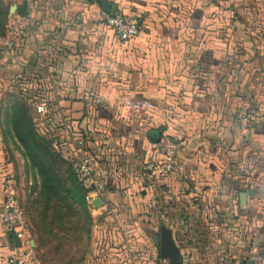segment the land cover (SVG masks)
Returning <instances> with one entry per match:
<instances>
[{
	"label": "crops",
	"instance_id": "obj_1",
	"mask_svg": "<svg viewBox=\"0 0 264 264\" xmlns=\"http://www.w3.org/2000/svg\"><path fill=\"white\" fill-rule=\"evenodd\" d=\"M2 1L8 6L0 35L3 96H11L6 91L12 86L27 88L28 93L37 86L46 88L52 103L44 121L36 113L31 117L36 133L51 139L54 147L69 150L73 163L72 135H83L106 185L102 205L91 207L115 220L106 216L103 224L94 226V249L85 264H168L142 236L155 231L156 223L171 230L182 264L204 263L194 252L202 245L194 242L189 247L185 241L183 246L175 235L193 231V217L204 210L201 202L234 206L237 193L245 195L241 208L255 222L250 251L264 252V69L263 109L239 138L236 114L252 103V80L244 60L235 67L227 62L235 45L233 25L246 21L232 1ZM22 2V17L9 14L11 6ZM102 12L135 16L138 36L119 42L100 21ZM259 51L264 55V45ZM23 92L19 97L26 100ZM30 92L28 97L37 103L45 96L38 94L39 100L35 90ZM5 129L0 128V204L6 195L4 182L11 181L21 195L30 173L14 141L2 137ZM154 132L183 144L173 172L154 189H146L136 182V175L145 160L157 156L156 143L150 141ZM241 168L244 176H236ZM256 168L259 172L253 174ZM157 209L177 214L179 222L151 221L153 216L157 219ZM138 216H144V222ZM128 232H135L134 242ZM227 232L231 245L220 237L215 240L214 264L220 256L226 263L239 261L235 260L241 240L232 229ZM103 248L106 252L100 253ZM11 249L0 224V264Z\"/></svg>",
	"mask_w": 264,
	"mask_h": 264
},
{
	"label": "rangeland",
	"instance_id": "obj_2",
	"mask_svg": "<svg viewBox=\"0 0 264 264\" xmlns=\"http://www.w3.org/2000/svg\"><path fill=\"white\" fill-rule=\"evenodd\" d=\"M221 1H232L229 3L235 4L236 7H238L241 10V13L243 14L244 21L240 23H236L233 25L235 36L233 43L234 48L232 53H230L227 56V62L231 63L232 66H242L243 60L244 63H247L248 66H250L249 75L252 80L251 84V97L249 98V101L252 102L248 108H241L239 109V113L236 114V120H237V126L239 133V138L243 136L242 133L244 131L240 130L239 122L245 118L247 120V125L249 127V124L255 120V116L257 115V112H260L263 109V103L260 99L261 89L263 82L260 75L261 71L264 69V55H261L260 53V47L264 45V0H221ZM246 22V23H245ZM262 65V67H261ZM231 73V71H230ZM0 87V128H4L5 124L8 123L7 120V114L9 112V108L12 106V103H10L11 99L19 100V96L24 94L23 91H25L26 100H23L20 98L18 101L21 104H24L28 107L30 116L32 117L35 114L37 102H34V98L32 96L31 100L28 97V94H31L30 91L35 90L37 95L46 94L45 91L46 88H43L42 86L32 88V90H28L27 88H24V90H19L18 87L10 88L9 91H6L8 94H11V96H3L5 92V88L3 85ZM36 95V97H37ZM38 95V99H41V96ZM43 95V96H44ZM5 97V98H4ZM13 97V98H12ZM46 100H49L47 95H45ZM5 101V102H4ZM37 103V104H35ZM10 106V107H9ZM253 110V112H251ZM8 125V124H7ZM37 131H39V128L35 126ZM3 137V136H2ZM242 138V137H241ZM242 140V139H241ZM51 144V148L53 151L57 152L61 158L69 163L72 167H74V163L72 160V155L69 150L66 148H59L58 145L56 147L53 146V142L51 139H49ZM57 148V149H56ZM58 150V151H57ZM255 161V160H254ZM241 172H237L235 170V175L239 177H243L245 170H240ZM247 172V170H246ZM249 172V171H248ZM254 172H259V168H256ZM257 175V174H256ZM28 176V182L25 187H21L22 194L18 193V195L21 197L22 200V206L23 211L25 212V216L27 218V221L29 223L30 231H31V239L33 241L36 240V236L33 232V220H39V214L41 212V207L39 208L38 204L34 202L33 198L36 195V188H33V176L30 174ZM18 181V180H17ZM17 189H19V185L16 184ZM257 188H259V185H257ZM242 190V188H241ZM162 191H159L158 193L161 194ZM234 201V206L224 205L221 203H212L209 204L208 201L201 202V207L204 209L203 212L197 214V216L193 217V231L188 230L185 232L177 231L175 237L182 242L183 246L185 241L188 243L187 246L190 247L191 245H195L194 242H198L202 246H198V250L194 251L196 254L200 253L202 257L206 260L204 263L201 264H214V255H215V240L219 238L220 242L224 241L227 245L231 243V238L229 237V234H227V229H232L236 240H241L239 244V248H237V256L235 261H239L234 263L230 261V263H226L223 257H219L216 259L215 264H242L243 260L248 259L250 254V240L249 236H252V226L255 224L254 220H251L252 217L248 213H244L245 210L241 208V202L240 195L238 196V193L236 195V199ZM161 202H163L161 200ZM146 208L144 209L148 213L147 205L145 204ZM85 207L87 210V219L86 221L84 219V215L82 212H79V216L75 215V217L71 218V222H74L77 218H82V221L80 220L78 227L79 229L74 230L73 225L70 224L69 227L71 228L69 233L66 234V240L59 244L60 249L57 253L52 254L53 246L56 245L57 241H53L51 243H47L45 246L39 247L37 250H34V255L36 257V260L39 264H85L84 260L87 258L90 254L93 252V243L92 237L96 232L94 231V226L104 223V218L106 217L105 213H103L100 210H95L87 204L85 201ZM91 208L89 210V208ZM208 207H212L213 209H217L214 214L211 213V210L208 212L205 210ZM157 219L156 216H151L152 219H150L153 222L158 223H165L172 220V223L177 224L180 220L179 216L177 214H164L163 209H157ZM242 211V212H241ZM161 212V213H159ZM242 213V214H241ZM146 216V214H144ZM147 217V216H146ZM165 217L167 219H165ZM147 219V218H146ZM112 220H115L112 218ZM166 220V221H164ZM171 222V221H170ZM162 225V224H161ZM153 226V225H152ZM156 229L155 231L145 232V235H142L143 237L148 240L147 244L150 243L153 244L152 237L158 233L159 224H155L154 226ZM143 233V232H142ZM62 235V234H61ZM131 241L134 242L136 239L135 232H128L127 235ZM141 236V237H142ZM197 236V237H196ZM75 237H78V239H75ZM189 238V239H186ZM216 237V238H215ZM195 238L196 241H195ZM126 239V238H125ZM194 240V241H193ZM149 245V246H150ZM231 245V244H230ZM182 246V245H181ZM227 248V247H226ZM102 247L100 248V250ZM183 249V248H181ZM105 249L103 248V252L99 251L100 253H104ZM258 252V250H257ZM127 264H133V263H127ZM159 264V263H158ZM200 264V263H198Z\"/></svg>",
	"mask_w": 264,
	"mask_h": 264
},
{
	"label": "built area",
	"instance_id": "obj_3",
	"mask_svg": "<svg viewBox=\"0 0 264 264\" xmlns=\"http://www.w3.org/2000/svg\"><path fill=\"white\" fill-rule=\"evenodd\" d=\"M100 21L121 43L133 40L140 31V25L135 16L102 12L100 13ZM51 103L50 100H46V97H42L35 110L38 120L44 121L46 119ZM239 126L242 131L249 129L245 118L239 122ZM182 144L183 142L172 140L167 135H160L156 143L157 156L142 163L136 175V182L146 189H154L162 179L173 172L177 154ZM71 146L75 178L77 184L86 194L87 202L92 206L93 202L98 199L104 202L107 193L106 185L97 175V165L88 150L85 137L81 134L72 135ZM4 185L6 195L0 204V224L5 232L13 230L16 233L20 247H12L10 253L3 260V264H39L34 255V248L31 246V231L23 211L22 200L11 181L4 182ZM106 216L111 217L109 213ZM250 254L248 259L243 260V264L248 260H251L253 264H264V252L260 249H253Z\"/></svg>",
	"mask_w": 264,
	"mask_h": 264
},
{
	"label": "trees",
	"instance_id": "obj_4",
	"mask_svg": "<svg viewBox=\"0 0 264 264\" xmlns=\"http://www.w3.org/2000/svg\"><path fill=\"white\" fill-rule=\"evenodd\" d=\"M7 16L8 6L0 0V35L5 31ZM7 120L8 125L4 121L6 129L3 138L6 141L13 140L14 149L23 156L29 174L33 176V188H36L33 200L41 207L39 220H33L32 224L36 236L34 250L57 241L52 250L53 254L57 253L59 244L67 241L66 234L71 232L69 225L72 224L73 229L77 230L82 221V218L74 222L70 219L82 212L88 221L84 191L77 184L73 167L52 150L50 141L36 133L27 106L18 101L13 102ZM138 217L141 223L144 222V216ZM10 246L13 247L11 242Z\"/></svg>",
	"mask_w": 264,
	"mask_h": 264
},
{
	"label": "water",
	"instance_id": "obj_5",
	"mask_svg": "<svg viewBox=\"0 0 264 264\" xmlns=\"http://www.w3.org/2000/svg\"><path fill=\"white\" fill-rule=\"evenodd\" d=\"M25 7H26V2H22L21 5L19 6H11L9 9V14H16L22 17L24 15ZM105 7H107L106 4L103 5L104 10ZM159 138H160L159 132H154L150 134V141L152 143H157ZM244 199H245V195L240 194L241 202H243ZM101 205H102V201L100 199L93 202V206L95 208H99ZM5 234L14 248L20 247V242L17 238L16 233L13 230H7ZM152 241L154 243V246L158 249L159 256L161 259L166 260L168 264H182L180 250L177 248V246L174 243L172 232L170 229H168L164 225H161L158 229V233H156L152 237ZM31 246L33 247V242L31 243ZM245 264H253V262L251 260H248L245 262Z\"/></svg>",
	"mask_w": 264,
	"mask_h": 264
}]
</instances>
